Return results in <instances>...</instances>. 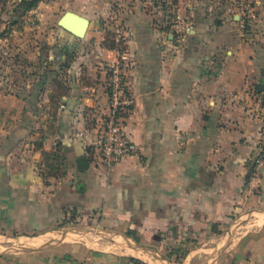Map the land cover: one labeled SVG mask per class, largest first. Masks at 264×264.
Segmentation results:
<instances>
[{
	"label": "crops",
	"instance_id": "crops-1",
	"mask_svg": "<svg viewBox=\"0 0 264 264\" xmlns=\"http://www.w3.org/2000/svg\"><path fill=\"white\" fill-rule=\"evenodd\" d=\"M137 2L40 0L16 12L56 20L46 59L32 61L41 74L21 78L30 90L4 87L11 80L0 74V233L48 241L65 226L98 224L164 251L264 207V172L251 162L264 132V90H256L264 82V0H255L261 14L189 12L192 21L175 30L151 22ZM3 4L0 22L20 3L6 12ZM67 11L89 21L82 37L57 24ZM119 24L130 32L133 60L125 77L132 103L121 118L138 150L107 170L92 143L108 108L106 63L119 54L108 40ZM60 157L66 172L54 167ZM256 239L211 264H264V229ZM140 253L60 241L0 253V264H151Z\"/></svg>",
	"mask_w": 264,
	"mask_h": 264
},
{
	"label": "rangeland",
	"instance_id": "rangeland-1",
	"mask_svg": "<svg viewBox=\"0 0 264 264\" xmlns=\"http://www.w3.org/2000/svg\"><path fill=\"white\" fill-rule=\"evenodd\" d=\"M3 1L4 4L1 10H4L5 12L7 9L14 10L21 2V0ZM16 3L17 5H14ZM137 4H139L141 9L147 13L146 15L150 18L151 22L158 27L170 30H175L177 27L183 28L185 22L192 21L194 14L189 12L230 15L261 14L260 7L255 3V0H138ZM18 10V8L14 10V14H6L9 18L0 22V34H2L0 36V63L2 64L0 67V74L8 75L11 80V82L4 85V87H11L20 91L22 88H26V84L21 82V78L26 76L25 78L27 79V82H30L35 75L41 74L39 73L41 68L33 65L32 61L37 60V57L46 59L47 53L44 51L46 48L45 44L50 29L54 27L56 19H49L45 17V14L43 16H40L39 14H26L25 17L21 18V15L16 14ZM248 10H250V12H248ZM180 12H182L183 16H180ZM108 44L114 45V40L109 39ZM3 48L10 49V51H3ZM37 48L40 49V55L38 56L36 54ZM41 49L43 51H41ZM50 85L51 84L48 83L45 87L49 88V93L51 94ZM27 88L30 90V87ZM61 160L60 157V162ZM52 164L54 163L52 162ZM54 167L60 171H63V168L65 169V172L67 171V165L64 162H57L54 164ZM242 213L243 210L238 212L235 216L237 218V224H234L232 219L222 226L219 232L210 234L209 237L205 239L199 240L188 238L169 245L167 250L164 251H160L155 244L138 242L135 237L126 234H119L115 230H109V228H105L98 224H74L71 226H65L60 232H64L73 227L92 226L93 229L105 230V236L95 232L89 234L77 233L74 236L66 238L64 242L82 241L90 247L130 255L133 253L129 251V248L126 247L125 244L117 245L114 242L116 240H119L120 242L128 241L134 245H141L149 248L155 254H159L162 258L166 259L170 264H205L208 261L213 263L216 260H220L218 258H221L223 255L225 256L229 252H233V249L237 248L239 244L246 240V238L247 240H257L258 231L264 229V211H257L255 213L244 215H242ZM62 224L56 225V227H59ZM106 236L113 240L108 239ZM49 237L45 238L48 239ZM20 239L22 242H20ZM39 241L41 240H39V237L36 236V234L1 232L0 252H14L17 250V248H13L15 245L34 246ZM224 241L225 246L223 245ZM48 242H54V240L49 239ZM222 246H224V248L217 256L216 252ZM240 249L241 247H239V250ZM138 253L139 251L137 250V253H134L133 255L136 254L137 256ZM140 254L141 257L146 259L143 260L150 262L151 264H164L161 259L146 251H141ZM215 255L217 256L216 258H214Z\"/></svg>",
	"mask_w": 264,
	"mask_h": 264
},
{
	"label": "built area",
	"instance_id": "built-area-1",
	"mask_svg": "<svg viewBox=\"0 0 264 264\" xmlns=\"http://www.w3.org/2000/svg\"><path fill=\"white\" fill-rule=\"evenodd\" d=\"M114 48L118 57L106 63L108 79L106 92L108 108L99 117V136L93 141L94 157L110 170L119 160L135 154L137 145L126 134L121 112L129 109L132 99L126 86V72L133 66L129 51L125 48L130 32L122 25L113 27ZM254 171L264 172V132L251 157Z\"/></svg>",
	"mask_w": 264,
	"mask_h": 264
},
{
	"label": "water",
	"instance_id": "water-1",
	"mask_svg": "<svg viewBox=\"0 0 264 264\" xmlns=\"http://www.w3.org/2000/svg\"><path fill=\"white\" fill-rule=\"evenodd\" d=\"M57 24L61 28L72 33L73 35H75L77 37H82L85 29L87 28V26L89 24V21L86 18H84V17H82V16H80L74 12L67 11L65 14H63V16H61V18L58 20ZM256 90L257 91H263L264 90V82L257 84ZM76 164L80 170H84L88 167L89 162L85 157L81 156V157L77 158ZM257 211H264V207L252 208L250 210L243 212L242 215L248 214V213H255ZM233 222H234V224H237V218H235ZM93 232L100 234L102 236H105V230H98L96 228L93 229L92 226L73 227L71 229H68L64 232L62 231V232L57 233L56 235L50 237V239H53L54 242H48L47 240L46 241H39L34 246H27V245L18 244V245L13 246V248L14 249L17 248L16 251H20V252L33 251V250H36V249H39L42 247L52 246L57 242L64 241L66 238L76 235L77 233H88L89 234V233H93ZM107 238L113 240L110 237H107ZM114 242L117 245L125 244L126 247L134 249V250L146 251V252L150 253L151 255L156 256L157 258L161 259L162 262H164L165 264H170L166 261V259L162 258L159 254H155L153 251H151L147 247H144L141 245H134L128 241L120 242L119 240H116ZM223 243H224L223 245L225 246V241ZM224 246L220 247L217 250V252H216L217 256L221 253ZM217 256L215 255L214 258H216ZM205 264H211V262L208 261Z\"/></svg>",
	"mask_w": 264,
	"mask_h": 264
},
{
	"label": "trees",
	"instance_id": "trees-1",
	"mask_svg": "<svg viewBox=\"0 0 264 264\" xmlns=\"http://www.w3.org/2000/svg\"><path fill=\"white\" fill-rule=\"evenodd\" d=\"M2 0H0V2H1ZM38 1H40V0H21V2H20V4H19V6L17 7L20 11H26V10H29V9H31V8H33L35 5H36V3L38 2ZM19 10L17 11V12H19ZM17 15H22V14H17ZM2 21V20H1ZM2 34H0V36H1ZM110 47H113V45H110V44H108ZM75 220H76V218L75 219H73L72 218V216H69L68 218H66L65 219V221L68 223V222H70V223H76L75 222Z\"/></svg>",
	"mask_w": 264,
	"mask_h": 264
},
{
	"label": "bare ground",
	"instance_id": "bare-ground-1",
	"mask_svg": "<svg viewBox=\"0 0 264 264\" xmlns=\"http://www.w3.org/2000/svg\"><path fill=\"white\" fill-rule=\"evenodd\" d=\"M21 240V239H20ZM32 241V240H31ZM30 241V242H31ZM22 242V241H21ZM33 242V241H32ZM33 246V245H32ZM129 251H131V252H135V251H133L131 248H129ZM162 263H164V262H162ZM165 264V263H164Z\"/></svg>",
	"mask_w": 264,
	"mask_h": 264
}]
</instances>
